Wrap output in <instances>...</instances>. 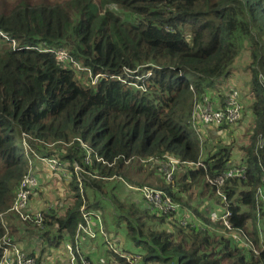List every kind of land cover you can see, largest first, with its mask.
<instances>
[{
	"label": "trees",
	"instance_id": "1",
	"mask_svg": "<svg viewBox=\"0 0 264 264\" xmlns=\"http://www.w3.org/2000/svg\"><path fill=\"white\" fill-rule=\"evenodd\" d=\"M0 29L17 44L14 49L0 38V263L6 229L18 245L21 219L12 207L30 170L27 141L36 157H56L48 148L63 149L56 158L71 174L74 205L65 215L44 213L43 229L26 222L59 232L44 235L49 248L74 238L83 204L104 224L107 211L92 203L94 193L119 212L120 231L140 250L138 264H264V0H0ZM59 50L67 61L58 59ZM243 54L258 114L251 139L258 141L245 152L244 178L227 179L222 187L226 205L207 178L232 167L230 149L201 159L193 113L205 96L223 106L225 83ZM97 75L103 78L94 82ZM167 158L179 163L172 180L159 170L158 186L150 184L156 172L150 162L163 166ZM74 164L81 169V187ZM181 169L183 190L176 192ZM130 170L144 179L130 177ZM33 174L41 176L35 169ZM189 183L212 190L210 199L215 195L230 212L232 231L246 234L247 247L222 235L226 227L211 223L207 211L191 207ZM113 185L122 192L137 187L130 188L142 199L121 200ZM146 187L167 193L189 212L182 214L190 222L183 226L173 214H153ZM198 221L201 228L194 229ZM111 240L125 252L120 238ZM29 254L38 264V256ZM106 256L110 264H128L113 250Z\"/></svg>",
	"mask_w": 264,
	"mask_h": 264
},
{
	"label": "built area",
	"instance_id": "2",
	"mask_svg": "<svg viewBox=\"0 0 264 264\" xmlns=\"http://www.w3.org/2000/svg\"><path fill=\"white\" fill-rule=\"evenodd\" d=\"M0 38L8 41L9 44L16 49V42L1 29ZM57 57L62 62L69 59L68 54L64 50H59ZM76 66L78 69H81L80 66ZM82 70L86 71L87 69L83 68ZM100 78H103V75H97L94 82ZM261 79L263 78L261 77ZM119 80H121V78ZM242 109L243 105L241 103L240 92L237 89H231L228 92L227 98L225 99L222 107L213 105L211 100H209V96H205L203 100L197 101L195 103L193 117L199 125L216 130L220 129L222 125L228 127L238 124L242 118ZM38 159L46 164L52 172H56L64 166L56 157H41ZM87 162L89 163L88 159ZM178 164V160L174 158H167V161L163 164L162 171L165 173L167 181L172 180ZM197 165L205 168L203 162H199ZM74 169L75 176L77 177L81 187V169L77 164H74ZM244 175L245 165L240 164L232 166L229 170L219 176L207 178V182L210 186L216 188L217 197L222 203H226L227 205L228 199L222 191V187L225 185L227 179L244 178ZM38 187L39 179L33 174L32 169H30L28 174L24 176L22 180L20 189L12 207V211L19 215L22 222H34L38 228L43 229L45 214L42 213L43 211L34 212L31 209V199ZM80 192L81 196H84L82 189H80ZM143 194L145 196L147 208L153 214H173L183 226H186L190 222V217L182 214L183 210L181 205L175 202L167 193H163L158 189L146 187L143 189ZM262 200L264 202V194L262 195ZM79 211L82 215L83 221L79 223L74 238L65 241L64 249L70 264H78L79 261L82 264H91V262L83 256L78 258L81 254V247L83 243L85 240L92 241L100 237L105 238V240H109V236L105 231L100 214L88 209L86 204H83ZM229 215L230 212L228 210H226L220 217H218L216 213H212L210 216V222L213 224L221 222L226 227L227 230L224 229L226 232L231 231L232 227L228 221ZM192 226L194 229L201 228L200 221L193 223ZM230 236L242 246H248L247 240L243 239L242 236L239 237L234 233H231ZM2 244L5 251L0 264H36L35 257L25 252L19 245L15 244L14 238L8 235L7 229L6 235L2 240ZM107 245L110 250L114 251L115 254L120 255L123 259H125L128 264H138L140 259H142L141 256H138L137 254L134 256L132 254H128V252L122 253L120 249L115 248L112 243L108 242ZM101 263L104 264L105 260L101 261Z\"/></svg>",
	"mask_w": 264,
	"mask_h": 264
},
{
	"label": "rangeland",
	"instance_id": "3",
	"mask_svg": "<svg viewBox=\"0 0 264 264\" xmlns=\"http://www.w3.org/2000/svg\"><path fill=\"white\" fill-rule=\"evenodd\" d=\"M83 79H85V77H83ZM227 84L228 83H225V85H226L225 90L227 91V93L231 89H236V87H233L230 89L229 88L230 84L229 85H227ZM213 103H214V101H213ZM246 109H248L250 111V107L249 108L243 107L242 118L238 122L237 125L228 126L225 129L220 128L216 132H214L213 129L204 128L203 126H200L197 123L198 126L195 128L198 132V135H199L201 142H202V145L204 147V151L202 153L201 159L207 160L208 157L215 155L219 151L220 148H228V149H230V152H231V159H232L231 164H232V166L240 165V164L244 163L243 158H245V152H248L249 150L253 149L256 146V143L258 141L256 136H254V138L251 139L252 132H253L252 127L254 125H256L255 121H256V118L258 117V114L254 110V112L251 113V115L253 114L254 116H249L248 110H246ZM244 124L247 126L246 131L242 130ZM229 128H231V130H228ZM249 130H250V132H249ZM209 132H213V134L210 135V134H208ZM24 147L27 151L28 157L30 158L29 160H30L31 167L34 168L35 170L39 171L38 164L41 162L39 161V159H37L38 156L36 157L32 153L33 149H31L29 147V144L27 141H25ZM250 147H251V149H249ZM48 149L53 150L56 153V155H54V156H56L58 158H59V154H58L59 152L58 151L63 150V149H55L54 147L48 148ZM30 152L35 157H31ZM39 156H43V155H39ZM38 158H41V157H38ZM150 164H152V165H149V168L154 169L156 172L153 174L149 170V172L152 173V179H147V181H149L150 184L157 187L158 183L163 178V176L160 175V173H162V172L159 171V170H162V165L160 164V162H158V163L150 162ZM183 175H184V169H181L179 172H176V174H175L174 187L173 188L176 192L179 191V186H180L181 190H183V188L181 186H183L184 184L179 183L181 181V178ZM129 176L133 177L136 180H143L144 179L143 177H138L135 174V172H133V171H131ZM47 180H51V179H47ZM125 180H127V179H125ZM54 183H55V186H54ZM118 184L123 185L119 182H118ZM189 184L191 185V187H190V190L188 192H186L185 196L187 197V200L189 202L191 201V204H190L191 207H195L198 210H200L201 212L207 211L209 214L208 215L209 217L212 215V213H216L218 215V217H220L224 213L223 204H219L217 197L214 195L210 199V196L213 194V192H212V190H210L205 185V183H200V184L189 183ZM47 185L50 186L51 196H44L43 198L42 197H40V198L43 199L45 203H49L51 205H54L58 199V196H56L54 194L55 198H56L55 199L52 196V194L58 192V190H60L63 193L64 192L67 193V191H65L64 188L69 187V186L65 185V181L63 178L61 180H59L58 184H57V179H56V181H54V182L53 181L51 183L47 182ZM52 186H54V187H52ZM113 186H115L117 188L116 191L114 192L115 195L118 198H120L121 200H124V201L136 200V201H138V200L142 199L138 190L130 188V187H132V188H137V187L128 185V187L130 186L129 189L125 186V191L122 192L119 190L117 185H113ZM44 193H45V195L48 194L47 188L44 189ZM89 196L91 197V199H94V201H92V203L93 202H95V204L100 203L104 207V212L107 211V214L103 213V218H104V225L106 227L105 231L109 236V240L108 239L105 240V238H103V237H101V239L97 240V244L94 245V248L96 249V251L98 253L96 255L95 259H97L99 261H104L107 259L106 255L110 254V249H109L107 243L108 242L112 243L111 238L112 239L113 238H120L122 240V247H124L125 251H127V252L130 251L133 254H138L140 252V250L138 248L134 247L135 245L132 244L130 241L125 239L126 233L124 235V233L120 231L121 228H119V226L117 224L118 223L117 217L120 214L118 211H115L113 204L108 199H103L99 194L89 193ZM31 209L34 212H39V211L43 210L42 213H45V211H46V208L39 207V204H37V202H35V201L31 202ZM183 213L187 214L189 212L186 210H183ZM251 223H254L253 220L251 221ZM167 225H168L167 228H169V229H171V227L173 226L172 224H167ZM220 232L225 237L230 236L231 233H234V234L238 235L239 237L246 235L244 232L234 231V230L226 232L222 228H221ZM21 247L23 248L22 244H21ZM94 248H92V249H94ZM58 252L61 255H66V251H65L64 247H63V250H58ZM128 254H131V253H128ZM89 255H90L89 258H93L91 256L90 251H89ZM56 261H57L56 264H70L68 258H57Z\"/></svg>",
	"mask_w": 264,
	"mask_h": 264
},
{
	"label": "crops",
	"instance_id": "4",
	"mask_svg": "<svg viewBox=\"0 0 264 264\" xmlns=\"http://www.w3.org/2000/svg\"><path fill=\"white\" fill-rule=\"evenodd\" d=\"M247 64H248L247 58H246L245 54H243L239 58V60L235 63L232 74L226 83H228L227 85L230 84V86H229L230 89L233 87H236V89L239 90L241 103H242L243 107H245V108L250 107V111L248 109H246V110H248V115L254 116L253 114L251 115V113L254 112L253 106L256 104V99H255V96H254L252 89H251V86H250L251 73H250V70H249V67L247 66ZM257 118H256V121H257ZM203 127L207 128L205 126H203ZM246 127L247 126L244 124L242 130L246 131ZM228 130H231V128H229ZM250 130H249V132H250ZM252 130L254 131V126L252 127ZM252 134H253V132H252ZM243 161H244V158H243ZM40 162L41 163L38 164V168H39V171L41 173V176L39 178V187L35 191L34 198L31 200V202L35 201V202H37V204H39V207L46 208L45 213H47L51 209H55L56 210L55 214L57 216H63V215H65L69 206L74 205L73 192L71 191V189L69 187L64 188L65 191H67V193L66 192L63 193L60 190H58V192L52 194V196L54 198H55V195L58 196V199L54 205H51L49 203H45L44 200L41 199L40 197L43 198L44 196H51L50 186L47 185V182L51 183L52 181L54 182L57 179V184H58L59 180H61L63 178L65 181V185L69 186L70 181H71V174L69 173V171H67V169H65L66 166H63L62 169H60L56 172H52L49 170V168L46 166V164H44L42 161H40ZM30 169H32V171L34 170V168H32L31 165H30ZM47 179H51V180H47ZM54 186H55V183H54ZM54 186H52V187H54ZM45 188L48 189L47 195H45V193H44ZM17 228H18V232H17L15 237L18 241V245L21 247V244H22L23 248L22 247L21 248L25 252L34 253L35 255H37L38 259H39L38 264H56L57 258H67V254L61 255L58 252V250H63L64 243L68 239H66V238L63 239L62 243L59 247L49 248L47 245V240H46V237L44 235L46 233H50L53 237L59 236L60 234L56 229L46 228L45 230H38L32 224H26V223H23L22 221L17 223ZM98 239H101V237ZM98 239L92 240V241L87 240L83 243V245L81 247V253L84 256L90 257L89 251L91 252V256L93 258H88V259L86 258L87 260H89L91 262V264H103V263H101V261L95 259L96 255L98 253H97L96 249L94 248V245L97 244ZM92 248H94V249H92ZM125 252H127V251H125ZM106 258H107V256H106ZM104 264H110V263L105 261Z\"/></svg>",
	"mask_w": 264,
	"mask_h": 264
}]
</instances>
